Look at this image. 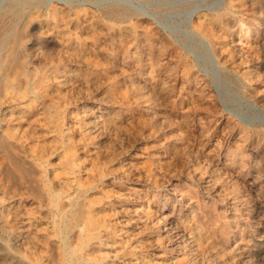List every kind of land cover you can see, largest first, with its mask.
Returning a JSON list of instances; mask_svg holds the SVG:
<instances>
[{
	"label": "rangeland",
	"instance_id": "obj_1",
	"mask_svg": "<svg viewBox=\"0 0 264 264\" xmlns=\"http://www.w3.org/2000/svg\"><path fill=\"white\" fill-rule=\"evenodd\" d=\"M65 1H59L53 14L44 0H0V254L4 252L0 264H264V0H229L228 10L212 13L201 29L215 46L211 53L182 31L187 29L183 21L191 10L207 8L215 0L188 5H174L173 0H133L156 14L166 27L176 29L181 24V33H174L180 45L171 34L156 31L146 22L121 19L111 11L112 0L107 4L87 0L99 4L98 8L77 5L81 0ZM35 3L41 7H30ZM191 48L203 54L200 67L193 63L196 55L189 54ZM209 54L217 57L220 70L210 63ZM185 74L189 77H183Z\"/></svg>",
	"mask_w": 264,
	"mask_h": 264
},
{
	"label": "bare ground",
	"instance_id": "obj_2",
	"mask_svg": "<svg viewBox=\"0 0 264 264\" xmlns=\"http://www.w3.org/2000/svg\"><path fill=\"white\" fill-rule=\"evenodd\" d=\"M45 2H43V4L45 3L46 5V8H47V10L49 9V12H52L53 14L54 13H56L57 12V9H58V5L59 4H61L59 1H62V0H44ZM64 2H66L65 0H63ZM68 1V0H67ZM97 1V0H96ZM102 1V0H101ZM113 2H112V4H113V7H112V12L113 13H115V14H118V15H120V17H121V19H133V18H135V19H137V20H139V21H142V22H146V23H148L150 26H154V28L153 29H155L156 31H160L161 32V30H163V31H165V32H168L169 34H171V36L173 37V39H174V43H178L179 45L181 44L180 43V39H179V37H177V38H175L176 36H174L175 34L174 33H181V31H180V27H181V24H179V26L175 29H172V28H168V27H166L164 24H165V22H164V24H163V22L160 20H158L157 19V17H156V14L154 15V14H152V13H149L148 12V10H145V8H143L142 6H138V5H136V4H134L133 3V0H112ZM167 2H168V0H166ZM207 0H173V4L174 5H183V4H185V5H188V4H193V3H201V2H203L204 4H205V2H206ZM229 0H215L214 1V3L213 4H211L209 7H207V8H203V7H201V6H199V7H197V8H195V9H193V10H191L189 13H188V15L186 16V18H185V21H183V22H186V25H187V29L186 30H183L182 32H183V34H185L188 38H191L192 39V41H195L196 39L197 40H199L201 43H202V46L206 49V51L209 53H211V51L212 50H214V45H212L211 44V42H210V40H208L207 39V36H205L203 33H202V31H201V29H202V27H203V23L206 21V23L208 22L207 21V18H209V17H211V15H213L212 13H215L218 9H222V8H224V9H226V10H228L230 7H231V3L232 2H228ZM77 2V1H76ZM80 2V1H79ZM170 2V1H169ZM69 3V2H68ZM68 3H63V4H66V6H67V4ZM102 3H109V0H103L102 1ZM91 4V3H90ZM89 3H87V0H81V2L79 3V4H77V5H79V6H87V5H90ZM169 4H171V2L169 3ZM245 4V3H244ZM164 5V4H163ZM202 5V4H201ZM61 6V5H60ZM91 6L92 7H95V8H98L99 7V4H97V3H94V4H91ZM194 6V5H193ZM244 6V5H243ZM30 7H33V9H37L38 7H41V4H38V3H35V4H33L32 6H30ZM68 7H69V5H68ZM194 7H196V6H194ZM206 7V6H205ZM18 8V7H17ZM15 9V8H14ZM42 9V8H41ZM81 9H84V8H81ZM243 9V8H242ZM11 10V9H10ZM19 10V9H18ZM63 10H64V8H63ZM63 10H61V11H63ZM68 10H70V9H68ZM101 10V9H100ZM244 10V9H243ZM30 11V10H29ZM35 11H37V10H35ZM91 11V10H90ZM220 11V10H219ZM225 11V10H224ZM230 11V10H229ZM18 12V11H17ZM28 12V11H27ZM34 12V11H33ZM60 12V11H59ZM64 12V11H63ZM62 12V13H63ZM14 13V12H13ZM29 13V12H28ZM35 13V12H34ZM67 13V12H66ZM65 13V14H66ZM101 13V12H100ZM236 13V12H235ZM239 13H240V11H239ZM245 13V12H244ZM24 14V13H23ZM27 14V13H26ZM57 14H59V13H57ZM93 14V13H92ZM228 14H229V12H228ZM243 13H241V15H242ZM62 15V14H61ZM73 15V14H72ZM98 15V14H97ZM106 15V14H105ZM233 15V14H232ZM238 15V14H237ZM247 15V14H246ZM37 16V15H36ZM35 16V17H36ZM83 16V15H82ZM81 16V18L83 19V17ZM86 16H88V15H86ZM85 16V17H86ZM92 16V15H91ZM99 16V15H98ZM100 16H102V15H100ZM227 16H230V15H227ZM69 17V16H68ZM224 17V16H223ZM235 17V16H234ZM60 18H61V16H60ZM230 18H231V16H230ZM239 18V17H238ZM241 18V17H240ZM239 18V19H240ZM63 19V18H62ZM68 19V18H67ZM103 19V18H102ZM101 18H100V20H102ZM134 19V20H135ZM218 19V18H217ZM234 19V18H233ZM245 19V18H244ZM60 20V19H59ZM99 20V19H98ZM211 20V19H210ZM215 20V19H214ZM224 20V19H223ZM235 20V19H234ZM242 20V19H241ZM39 21V20H38ZM42 21V20H41ZM48 21V20H47ZM58 21V20H57ZM81 21V20H80ZM164 21V20H163ZM175 21V20H174ZM227 21V20H226ZM225 21V22H226ZM237 21V20H236ZM51 23H52V21H50ZM64 22V21H63ZM94 22H95V20H94ZM98 22V21H97ZM101 22V21H100ZM134 22V21H133ZM221 22H223V21H221ZM37 23V22H36ZM62 23V22H61ZM78 23V22H77ZM85 23H86V21H85ZM167 23V22H166ZM170 23V22H169ZM172 23V22H171ZM212 23V22H211ZM219 23V22H218ZM224 23V22H223ZM235 23V22H234ZM245 23V22H244ZM54 24V23H53ZM56 24V23H55ZM58 24V23H57ZM68 24V23H67ZM91 24V23H90ZM90 24H88V25H90ZM102 24H104V23H102ZM110 24V23H109ZM113 24V23H112ZM147 24V25H148ZM168 24V23H167ZM215 24V23H214ZM226 24V23H225ZM238 24V23H237ZM20 25H22V24H20ZM33 25H35V24H33ZM99 25H101V24H99ZM142 25V24H141ZM210 25H213V24H210ZM216 25H217V23H216ZM46 26V25H45ZM55 26H57V25H55ZM73 26V25H72ZM84 26V25H83ZM93 26H95V25H93ZM98 26V25H97ZM114 26H116V25H114ZM170 26V25H169ZM207 26V25H206ZM226 26H228V25H226ZM75 27V26H74ZM87 27V26H86ZM99 27V26H98ZM105 27V26H104ZM108 27V26H107ZM117 27V26H116ZM122 27V26H121ZM215 26H213V28H214ZM245 27V26H244ZM43 28V27H42ZM59 28V27H58ZM72 28V27H71ZM90 28V27H89ZM109 28V27H108ZM111 28V27H110ZM235 28V27H234ZM237 28V27H236ZM248 28V27H247ZM246 28V29H247ZM17 29V28H16ZM56 29H57V27H56ZM64 29V28H63ZM78 29V28H77ZM85 29V28H84ZM88 29V28H87ZM92 29V28H91ZM120 29V28H119ZM124 29V28H123ZM179 29V30H178ZM238 29V28H237ZM61 30V29H60ZM65 30V29H64ZM95 30H97V29H95ZM122 30V29H121ZM132 30H134V29H132ZM146 30V29H145ZM149 30V29H148ZM155 30H153L154 32H155ZM204 30V29H203ZM210 30V29H209ZM217 30V29H216ZM215 30V31H216ZM225 30V29H224ZM56 31V30H55ZM70 31V30H69ZM85 31V30H84ZM92 31V30H91ZM102 31H104V30H102ZM108 31V30H107ZM142 31V30H141ZM151 31V30H150ZM214 31V30H213ZM227 31V30H226ZM225 31V32H226ZM235 31H236V29H235ZM240 31V30H239ZM244 31V30H243ZM49 32H53V30L52 31H49ZM96 32V31H95ZM98 32V31H97ZM146 32V31H145ZM45 33V32H44ZM56 32H54V34H55ZM90 33V32H89ZM88 33V34H89ZM94 33V32H93ZM141 33V32H140ZM155 33H157V32H155ZM163 33V32H162ZM206 33H208V32H206ZM223 33V32H222ZM227 33V32H226ZM229 33V32H228ZM244 33H245V31H244ZM255 33V32H254ZM43 34V33H42ZM70 34V33H69ZM80 34V33H79ZM100 34V33H99ZM105 34V33H104ZM146 34V33H145ZM154 34V33H153ZM240 34V33H239ZM12 35V34H11ZM26 35H27V33H26ZM81 35V34H80ZM84 35V34H83ZM95 35V34H94ZM123 35V34H122ZM137 35V34H136ZM141 35V34H140ZM207 35H209V34H207ZM236 35V34H235ZM29 36V35H28ZM58 36H59V34H58ZM62 36V35H61ZM127 36V35H126ZM149 36V35H148ZM159 36V35H158ZM180 37L181 36H183V35H179ZM211 36V35H210ZM217 36V35H216ZM225 36V35H224ZM231 36V35H230ZM234 36V35H233ZM22 36H20V38H21ZM63 37V36H62ZM109 37V36H108ZM134 37H135V35H134ZM133 37V38H134ZM209 37V36H208ZM220 37V36H219ZM232 37V36H231ZM245 37V36H244ZM243 37V38H244ZM45 38V37H44ZM79 38V37H78ZM82 38V37H81ZM91 38H92V36H91ZM95 38V37H94ZM106 38H107V36H106ZM110 38V37H109ZM138 38V37H137ZM215 38V37H214ZM59 39V38H58ZM63 39V38H62ZM61 39V40H62ZM88 39V38H87ZM120 39V38H119ZM126 38H124V40H125ZM158 39V38H157ZM223 39V38H222ZM225 39V38H224ZM57 40V39H56ZM66 40V39H65ZM75 40V39H74ZM78 40V39H77ZM81 40V39H80ZM89 40V39H88ZM91 40V39H90ZM107 40H108V38H107ZM132 40V39H131ZM135 40H136V38H135ZM164 40V39H163ZM171 40V39H170ZM213 40V39H212ZM226 40V39H225ZM228 40V39H227ZM244 40V39H243ZM260 40V39H259ZM84 41V40H83ZM82 41V42H83ZM86 41V40H85ZM93 41V40H92ZM106 41V40H105ZM152 41V40H151ZM153 41H154V39H153ZM182 41V40H181ZM213 41H215V40H213ZM242 41V40H241ZM67 42V41H66ZM96 42V41H95ZM116 42V41H115ZM118 42V41H117ZM125 42H127V41H125ZM166 42V41H165ZM59 43V42H58ZM69 43V42H68ZM74 43V42H73ZM88 43V42H87ZM91 43V42H90ZM93 43V42H92ZM103 43V42H102ZM105 43V42H104ZM121 43V42H120ZM138 43V42H137ZM136 43V44H137ZM139 43H141V42H139ZM143 43V42H142ZM156 43V42H155ZM161 43H162V41H161ZM170 43V42H169ZM172 43V42H171ZM182 43H183V41H182ZM196 43V42H195ZM201 43H200V45H201ZM217 43V42H216ZM240 43V42H239ZM244 43H245V41H244ZM243 43V44H244ZM258 43H260V42H258ZM47 44V43H46ZM63 44V43H62ZM61 44V45H62ZM94 44V43H93ZM133 44V43H132ZM132 44H130V45H132ZM193 43H191V45H192ZM242 44V45H243ZM246 44V43H245ZM65 45V44H64ZM71 45V44H70ZM91 45V44H90ZM121 45V44H120ZM142 45V44H141ZM154 45V44H153ZM174 45V44H173ZM190 45V46H191ZM217 45V44H216ZM255 45V44H254ZM138 46V45H137ZM158 46V45H157ZM168 46V45H167ZM172 46V45H171ZM189 46V45H188ZM214 46V47H213ZM223 46V45H222ZM226 46V45H225ZM236 46V45H235ZM246 46H248V45H246ZM50 47V46H49ZM54 47V46H53ZM73 47V46H72ZM84 47V46H83ZM87 47V46H86ZM89 47V46H88ZM97 47V46H96ZM132 47H133V45H132ZM160 47H162V46H160ZM166 47V46H165ZM169 47V46H168ZM168 47H166V48H168ZM183 47H185V46H183ZM202 47V48H203ZM243 47V46H242ZM255 47H257V46H255ZM254 47V48H255ZM62 48V47H61ZM65 48V47H64ZM80 48V47H79ZM119 48V47H118ZM179 48V47H178ZM245 48V47H244ZM243 48V49H244ZM251 48V47H250ZM28 48H26L25 50H27ZM67 49V48H66ZM91 49V48H90ZM99 49V48H98ZM97 49V50H98ZM104 49V48H103ZM102 49V50H103ZM116 49V48H115ZM134 49V48H133ZM138 49H139V47H138ZM183 49V48H182ZM187 49V48H186ZM204 49V50H205ZM258 49V48H257ZM86 50H87V48H86ZM131 50V49H130ZM141 50V49H140ZM169 50V49H168ZM218 49L216 48V51H217ZM248 50V49H247ZM8 51V50H7ZM18 51H19V49H18ZM24 51V50H23ZM63 51V50H62ZM70 51V50H69ZM88 51V50H87ZM87 51H86V53H87ZM96 50H94V52H95ZM101 51V50H100ZM106 51V50H105ZM149 51V50H148ZM162 51V50H161ZM171 51V50H170ZM229 51H231V49L229 50ZM35 52V51H34ZM67 52V51H66ZM71 52V51H70ZM93 52V53H94ZM110 52V51H109ZM117 52V51H116ZM172 52H174V51H172ZM177 52H179V50L177 51ZM187 52V51H186ZM215 52V51H214ZM218 52H219V50H218ZM242 52V51H241ZM22 53V52H21ZM56 53V52H55ZM72 53V52H71ZM76 53V52H75ZM92 53V52H91ZM119 53H121V52H119ZM161 53V52H160ZM167 53V52H166ZM184 53V52H183ZM223 53V52H222ZM257 53V52H256ZM255 53V54H256ZM6 54V53H5ZM36 54V53H35ZM53 54V53H52ZM103 54H104V51H103ZM137 54V53H136ZM145 54V53H144ZM174 54V53H173ZM176 54V53H175ZM180 54V53H179ZM182 54V53H181ZM185 54V53H184ZM189 54L190 55H196V58H194V61H193V63H194V65H195V67L196 66H198V67H200V64H201V62H200V58L201 57H203V54H202V56L201 55H199L194 49H190L189 50ZM213 54V53H212ZM225 54V53H224ZM14 55V54H13ZM12 55V56H13ZM57 55V54H56ZM71 55V54H70ZM76 55V54H75ZM74 55V56H75ZM101 55V54H100ZM117 55V54H116ZM138 55H140V54H138ZM143 55V54H142ZM157 55V54H156ZM166 55V54H165ZM178 55V54H177ZM205 55V54H204ZM227 55V54H226ZM234 55V54H233ZM50 56V55H49ZM72 56V55H71ZM104 56H105V54H104ZM160 56V55H159ZM173 56V55H172ZM237 56V55H236ZM21 57V56H20ZM47 57V56H46ZM119 57V56H118ZM132 57V56H131ZM139 57V56H138ZM149 57V56H148ZM204 57H206V56H204ZM214 57H216V56H214ZM214 57H212V56H210V54H209V60H210V63L213 65V67L215 68V69H217V70H220V67H219V62H218V59H217V57H216V60H215V58ZM223 57V56H222ZM26 58H27V54H26ZM32 58V57H31ZM31 58H29V59H31ZM39 58V57H38ZM66 58V57H65ZM115 58V57H114ZM120 58V57H119ZM126 58H127V56H126ZM158 58V57H157ZM172 58V57H171ZM186 58V57H185ZM45 59V58H44ZM50 59V58H49ZM48 59V60H49ZM64 59V58H63ZM78 59H80L79 57H78ZM112 59V58H111ZM123 59V58H122ZM141 59V58H140ZM146 59V58H145ZM155 59V58H154ZM162 59V58H161ZM165 59V58H164ZM174 59V58H173ZM188 59V58H187ZM221 59V58H220ZM234 59V58H233ZM37 60V59H36ZM40 60H41V58H40ZM46 60V59H45ZM60 60V59H59ZM65 60V59H64ZM115 60V59H114ZM126 60V59H125ZM133 60V59H132ZM153 60V59H152ZM152 60H150V61H152ZM169 60V59H168ZM171 60V59H170ZM189 61L191 60V59H188ZM187 60V61H188ZM225 60H227V59H225ZM241 60V59H240ZM39 61V60H38ZM63 61V60H62ZM77 61V60H76ZM144 61V60H143ZM176 61V60H175ZM174 61V62H175ZM177 61H179V60H177ZM183 61H184V59H183ZM236 61H238V60H236ZM127 62V61H126ZM130 62V61H129ZM165 62V61H164ZM171 62V61H170ZM223 62V61H222ZM233 62V61H232ZM232 62H231V64H232ZM28 63H29V61H28ZM35 63V62H34ZM60 63V62H59ZM64 63V62H63ZM62 63V64H63ZM124 63V62H123ZM154 63V62H153ZM158 63V62H157ZM162 63V62H161ZM166 63V62H165ZM168 63V62H167ZM176 63V62H175ZM179 63V62H178ZM182 63V62H181ZM187 63V62H186ZM247 63V62H246ZM250 63H251V60H250ZM18 64V63H17ZM115 64H116V62H115ZM160 64V63H159ZM172 64V63H171ZM170 64V65H171ZM180 64V63H179ZM178 64V65H179ZM254 63H252V65H253ZM8 65V64H7ZM10 65V64H9ZM35 65V64H34ZM54 65V64H53ZM126 65V64H125ZM139 65V64H138ZM144 65V64H143ZM149 65H150V63H149ZM167 65V64H166ZM182 65V64H181ZM184 65V64H183ZM193 65V66H194ZM208 65V64H207ZM47 66V65H46ZM131 66V65H130ZM148 66V65H147ZM163 66V65H162ZM165 66V65H164ZM190 66H191V64H190ZM223 66V65H222ZM254 66V65H253ZM24 67V66H23ZM52 67V66H51ZM61 67V66H60ZM136 67V66H135ZM145 67V66H144ZM149 67V66H148ZM152 67V66H151ZM157 67V66H156ZM177 67V66H176ZM26 68V67H25ZM32 68V67H31ZM50 68V67H49ZM163 68V67H162ZM180 68H181V66H180ZM243 68V67H242ZM241 68V69H242ZM251 68V67H250ZM16 69V68H15ZM21 69V68H20ZM27 69V68H26ZM30 69V68H29ZM48 69V68H47ZM56 69H57V67H56ZM107 69V68H106ZM111 69V68H110ZM134 69V68H133ZM136 69V68H135ZM146 69V68H145ZM189 69H191V67L189 68ZM194 69V68H193ZM192 69V70H193ZM199 69V68H198ZM252 69V68H251ZM10 70V69H9ZM12 70H14V69H12ZM59 70V69H58ZM70 70V69H69ZM152 70V69H151ZM150 70V71H151ZM175 70V69H174ZM173 70V71H174ZM177 70V69H176ZM255 70V69H254ZM25 71V70H24ZM60 71H62V70H60ZM71 71V70H70ZM101 71V70H100ZM156 71V70H155ZM179 71V70H178ZM182 71H184V70H182ZM195 71V70H194ZM246 71V70H245ZM250 71V70H249ZM20 72V71H19ZM138 72H140V71H138ZM146 72V71H145ZM191 72V71H190ZM250 72H252V71H250ZM257 72V71H256ZM8 73V72H7ZM61 74H62V72H60ZM69 73H71V72H69ZM93 73V72H92ZM91 73V74H92ZM137 73V72H136ZM147 73V72H146ZM183 73H185V72H183ZM204 73V72H203ZM240 73V72H239ZM21 74V73H20ZM29 74V73H28ZM27 74V75H28ZM32 74V73H31ZM97 74V73H96ZM99 74V73H98ZM153 74V73H152ZM181 74V73H180ZM207 74H209L208 72H207ZM246 74V73H245ZM249 74V73H248ZM251 74V73H250ZM24 75V74H23ZM55 75V74H54ZM79 75V74H78ZM78 75H76V76H78ZM132 75V74H131ZM130 75V76H131ZM135 75H137V74H135ZM150 75V74H149ZM160 75V74H159ZM179 75V74H178ZM204 75V74H203ZM210 75V74H209ZM252 75V74H251ZM258 75V74H257ZM19 76V75H18ZM67 76V75H66ZM82 76V75H81ZM87 76V75H86ZM142 76V75H141ZM152 76H154V74L152 75ZM180 76V75H179ZM199 76V75H198ZM16 77V76H15ZM29 77V76H28ZM41 77V76H40ZM50 77V76H49ZM61 76H59L58 77V79L60 78ZM72 77H74L75 78V76H72ZM98 77V76H97ZM100 77V76H99ZM132 77H134V76H132ZM150 77V76H149ZM149 77H148V79H149ZM157 77V76H156ZM159 77V76H158ZM176 77V76H175ZM178 77V76H177ZM183 77H187V75L185 74V76H183ZM189 77V76H188ZM187 77V78H188ZM201 77V76H200ZM253 77V76H252ZM23 78V77H22ZM21 78V79H22ZM47 78V77H46ZM52 78V77H51ZM56 78V77H55ZM77 78V77H76ZM75 78V79H76ZM82 78V77H81ZM135 78V77H134ZM138 78V77H137ZM147 78V77H146ZM244 78V77H243ZM5 79V78H4ZM16 79V78H15ZM17 79H19V78H17ZM70 79V78H69ZM72 79V78H71ZM78 79V78H77ZM87 79V78H86ZM99 79V78H98ZM251 79L252 78H248V80H250L251 81ZM26 80V79H25ZM80 80V79H79ZM100 80V79H99ZM98 80V81H99ZM113 80V79H112ZM146 80V79H145ZM177 80V79H176ZM189 80V79H188ZM200 80V79H199ZM245 80H247V79H245ZM22 81V80H21ZM36 81V80H35ZM39 81V80H38ZM89 81V80H88ZM128 81H130L129 79H128ZM134 81V80H133ZM151 81H153V80H151ZM193 81V80H192ZM207 81V80H206ZM14 82V81H13ZM20 82V81H19ZM18 82V83H19ZM31 82V81H30ZM37 82V81H36ZM53 82V81H52ZM69 82V81H68ZM68 82H67V84H68ZM93 82V81H92ZM95 82H96V80H95ZM135 82H137V81H135ZM176 82V81H175ZM202 82V81H201ZM210 82V81H209ZM28 83V82H27ZM32 83V82H31ZM47 83V82H46ZM114 83V82H113ZM116 83V82H115ZM140 83V82H139ZM178 83V82H177ZM181 83V82H180ZM245 83V82H244ZM260 83V82H259ZM1 84H2V82H1ZM17 84V83H16ZM28 84H30V83H28ZM34 84V82L32 83V85ZM37 84V83H36ZM36 84H35V86H36ZM65 84V83H64ZM95 84V83H94ZM156 84V83H155ZM205 84V83H204ZM256 84V83H255ZM51 85V84H50ZM56 85V84H55ZM58 85V84H57ZM113 85V84H112ZM131 85V84H130ZM154 85V84H153ZM158 85V84H157ZM178 85V84H177ZM203 85V84H202ZM250 85V84H249ZM28 86V85H27ZM30 86V85H29ZM28 86V87H29ZM126 86V85H125ZM135 86H137V85H135ZM143 86V85H142ZM172 86V85H171ZM182 86V85H181ZM208 86H209V84H208ZM112 87V86H111ZM148 87V86H147ZM149 87H151V86H149ZM175 87V86H174ZM184 87H185V84H184ZM2 88V87H1ZM0 88V89H1ZM15 88V87H14ZM31 88V87H30ZM34 88V87H33ZM35 88H38L39 89V87H35ZM57 88V87H56ZM121 88H122V86H121ZM124 88V87H123ZM142 88V87H141ZM169 88V87H168ZM187 88V87H186ZM203 88V87H202ZM204 88H205V86H204ZM208 88H210V87H208ZM259 88V87H258ZM60 89V88H59ZM118 89V88H117ZM125 89V88H124ZM146 89V88H145ZM163 89V88H162ZM173 89V88H172ZM181 89V88H180ZM184 89V88H183ZM195 89V88H194ZM255 89V88H254ZM2 90V89H1ZM16 90V89H15ZM52 90V89H51ZM62 90V89H61ZM119 90V89H118ZM121 90V89H120ZM185 90V89H184ZM212 90V89H211ZM260 90V89H259ZM13 91V90H12ZM31 91V90H30ZM33 91V90H32ZM31 91V92H32ZM112 91V90H111ZM146 91H148L147 89H146ZM171 91V90H170ZM174 91V90H173ZM7 92V91H6ZM30 92V93H31ZM66 92V91H65ZM115 92V91H114ZM135 92V91H134ZM138 92V91H137ZM175 92V91H174ZM183 92V91H182ZM196 92V91H195ZM211 92V91H210ZM209 92V93H210ZM12 93V92H11ZM33 93V92H32ZM141 93H143V92H141ZM146 93H148V92H146ZM197 93V92H196ZM199 93H201V92H199ZM7 94V93H6ZM17 94V93H16ZM33 94H35V93H33ZM116 94H118V93H116ZM133 94V93H132ZM145 94V93H144ZM157 94V93H156ZM180 94V93H179ZM191 94V93H190ZM206 94V93H205ZM12 95H13V93H12ZM24 95V94H23ZM26 95V94H25ZM40 95V94H39ZM38 95V96H39ZM66 95H68V94H66ZM119 95V94H118ZM142 95V94H141ZM198 95V94H197ZM202 95V94H201ZM201 95H199V96H201ZM33 96V95H32ZM36 96V95H35ZM34 96V97H35ZM49 96V95H48ZM108 96V95H107ZM133 96H135V95H133ZM138 96V95H137ZM136 96V97H137ZM147 96V95H146ZM173 96H174V94H173ZM209 96V95H208ZM213 96H215V95H213ZM213 96H210L211 98V100H213L212 99V97ZM13 98L14 97H16V96H12ZM11 97V98H12ZM40 97H41V95H40ZM68 97V96H67ZM66 97V98H67ZM131 97V96H130ZM143 97V96H142ZM11 98H9V100L11 99ZM17 98V97H16ZM56 98V97H55ZM55 98H53V99H55ZM60 98V97H59ZM122 98V97H121ZM137 98H139V97H137ZM161 98V97H160ZM259 98V97H258ZM21 99V98H20ZM25 99V98H24ZM37 99V98H36ZM40 99V98H39ZM63 99V98H62ZM108 99V98H107ZM113 99V98H112ZM143 99V98H142ZM153 99V98H152ZM167 99V98H166ZM177 99V98H176ZM181 99V98H180ZM18 100H19V98H18ZM17 100V101H18ZM115 100V99H114ZM113 100V101H114ZM117 100V99H116ZM115 100V101H116ZM136 100V99H135ZM145 100V99H144ZM156 100V99H155ZM171 100V99H170ZM178 100V99H177ZM188 100H189V98H188ZM192 100V99H191ZM190 100V101H191ZM199 100H201V99H198V101ZM218 100V99H217ZM45 101V100H44ZM51 101V100H50ZM64 101V100H63ZM66 101V100H65ZM107 101H109V100H107ZM112 101V100H111ZM151 101V100H150ZM172 101V100H171ZM197 101V102H198ZM2 102V101H1ZM26 102V101H25ZM36 102H37V100H36ZM147 102V101H146ZM152 102V101H151ZM157 102V101H156ZM161 102V101H160ZM9 103H12V102H9ZM8 103V104H9ZM18 103H19V101H18ZM21 103H23V102H21ZM30 103H32V101H30ZM47 103V102H46ZM53 103V102H52ZM56 103H58V102H56ZM67 103V102H66ZM110 103H112V102H110ZM158 103V102H157ZM178 103V102H177ZM216 103V102H215ZM218 103V102H217ZM4 104H5V101H4ZM27 104V103H26ZM33 104V103H32ZM114 104V103H113ZM124 104V103H123ZM129 104V103H128ZM137 104V103H136ZM141 104H143V103H141ZM172 104V103H171ZM189 104V103H188ZM13 105V104H12ZM11 105V106H12ZM34 105V104H33ZM55 105V104H54ZM54 105H53V107H54ZM110 105V104H109ZM115 105V104H114ZM135 105V104H134ZM211 105V104H210ZM215 105V104H214ZM5 106V105H4ZM14 106V105H13ZM20 106V105H19ZM44 106V105H43ZM67 106V105H66ZM142 106V105H141ZM150 106H151V104H150ZM153 106V105H152ZM156 106V105H155ZM154 106V107H155ZM173 106V105H172ZM177 106H178V104H177ZM194 106V105H193ZM212 106V105H211ZM9 107H10V105H9ZM16 107V106H15ZM46 107V106H45ZM60 107V106H59ZM120 107V106H119ZM130 107V106H129ZM36 108H38L37 106H36ZM42 108V107H41ZM124 108V107H123ZM128 108V107H127ZM132 108V107H131ZM140 108V107H139ZM148 108V107H147ZM193 108V107H192ZM217 108V107H216ZM6 109V108H5ZM7 109H9V108H7ZM23 109V108H22ZM21 109V110H22ZM40 109V108H39ZM46 109V108H45ZM48 109V108H47ZM133 109V108H132ZM145 109V108H144ZM151 109V108H150ZM258 109V108H257ZM14 110V109H13ZM24 110V109H23ZM37 110V109H36ZM55 110V109H54ZM106 110V109H105ZM115 110V109H114ZM117 110V109H116ZM142 110V109H141ZM153 110V109H152ZM214 110H215V108H214ZM259 110V109H258ZM20 111V110H19ZM25 111V110H24ZM42 111V110H41ZM67 111V110H66ZM66 111H65V113H66ZM108 111V110H107ZM119 111V110H118ZM131 111V110H130ZM133 111V110H132ZM146 111V110H145ZM2 112H4V111H2ZM29 112H31V111H29ZM44 112V111H43ZM123 112V111H122ZM134 112H136V111H134ZM134 112H132V114L131 115H133V113ZM147 112H149V111H147ZM152 112H154V111H152ZM222 112V111H221ZM15 113H16V111H15ZM18 113V112H17ZM26 113V112H25ZM36 113V112H35ZM46 113V112H45ZM29 114H31V115H33L32 113H29ZM49 114V113H48ZM111 114V113H110ZM146 114H148V113H146ZM152 114V113H151ZM43 115H45V114H43ZM69 115V114H68ZM118 115V114H117ZM2 116H3V114H2ZM14 117H15V115H13ZM18 116H20V115H18ZM23 116V115H22ZM38 116V115H37ZM104 116V115H103ZM109 116V115H108ZM119 116V115H118ZM154 116V115H153ZM4 117H5V115H4ZM13 117V118H14ZM43 118H44V116H42ZM98 118H99V116H97ZM123 117V116H122ZM131 118H134V117H132V116H130ZM217 117V116H216ZM1 118V117H0ZM48 118V117H47ZM55 118H56V116H55ZM79 118V117H78ZM102 118V117H101ZM109 118V117H108ZM114 118V117H113ZM5 119V118H4ZM23 119V118H22ZM63 119H66V118H63ZM68 119H69V117H68ZM187 119V118H186ZM6 120V119H5ZM14 120V119H13ZM28 120V119H27ZM41 120V119H40ZM50 120V119H49ZM55 120V119H54ZM67 120V119H66ZM70 120V119H69ZM78 120V119H77ZM82 120V119H81ZM80 120V121H81ZM103 120V119H102ZM104 120H106V119H104ZM116 120V119H115ZM11 121V120H10ZM37 121V120H36ZM52 121V120H51ZM57 121V120H56ZM65 121V120H64ZM98 121V120H97ZM99 122H101V121H99ZM98 122V124H100ZM2 123V122H1ZM11 123V122H10ZM13 123V122H12ZM67 123V122H66ZM80 123V122H79ZM190 123V122H189ZM232 123V122H231ZM47 124V123H46ZM63 124V123H62ZM97 124V125H98ZM112 124V123H111ZM110 124V125H111ZM116 124V123H115ZM184 124V123H183ZM12 125V124H11ZM55 125V124H54ZM105 125V124H104ZM103 125V126H104ZM109 125V124H108ZM3 126V125H2ZM18 126V125H17ZM23 126V125H22ZM31 126V125H30ZM33 126H35V125H33ZM91 126V125H90ZM106 126V125H105ZM104 126V127H105ZM112 126V125H111ZM114 126V125H113ZM24 127V126H23ZM36 127V126H35ZM46 127V126H45ZM55 127V126H54ZM106 127H108V126H106ZM18 128V127H17ZM20 128V127H19ZM22 128V127H21ZM32 128V127H31ZM37 128V127H36ZM41 128V127H40ZM51 128H53V127H51ZM65 128V127H64ZM74 128H75V126H74ZM78 128V127H77ZM83 128V127H82ZM112 128V127H111ZM250 128V127H249ZM38 129V128H37ZM44 129V128H43ZM47 129H48V127H47ZM47 129H45V130H47ZM72 129V128H71ZM79 129L80 128H78V131H79ZM85 129V128H84ZM93 129V128H92ZM97 129V128H96ZM106 129V128H105ZM110 129V128H109ZM113 129V128H112ZM243 129H245V128H243ZM251 129H253V128H251ZM13 130V129H12ZM41 130V129H40ZM44 130V131H45ZM54 130V129H53ZM91 130V129H90ZM108 130V129H107ZM119 130V129H118ZM121 130V129H120ZM119 130V131H120ZM187 130V129H186ZM250 130V129H249ZM259 130V129H258ZM2 131H4L3 129H2ZM14 131V130H13ZM50 131V130H49ZM56 131V130H55ZM65 131H67V130H65ZM94 131V130H93ZM97 131V130H96ZM95 131V132H96ZM103 131H104V129H103ZM112 131V130H111ZM116 131V130H115ZM118 131V132H119ZM264 131V130H263ZM38 132V131H37ZM36 132V133H37ZM54 132V131H53ZM57 132V131H56ZM186 132V131H185ZM190 132V131H189ZM249 132V131H248ZM254 132V131H253ZM30 133V132H29ZM68 133V132H67ZM70 133V132H69ZM76 133V132H75ZM82 133V132H81ZM87 133V132H86ZM91 133V132H90ZM90 133H88V134H90ZM98 133V132H97ZM97 133H95V134H97ZM99 133H101V132H99ZM112 133V132H111ZM121 133V132H120ZM188 133V132H187ZM257 133V132H256ZM260 133V132H259ZM41 134V133H40ZM56 134V133H55ZM64 134V133H63ZM102 134V133H101ZM22 135V134H21ZM39 135V134H38ZM47 135V134H46ZM57 135V134H56ZM68 135V134H67ZM70 135H72V133L70 134ZM74 135V134H73ZM94 135V134H93ZM119 135V134H118ZM118 135H117V137H118ZM258 135V134H257ZM5 136V135H4ZM50 136V135H49ZM59 136V135H58ZM88 136V135H87ZM252 136V135H251ZM260 136V135H259ZM27 138H28V136H26ZM40 137V136H39ZM44 137V136H43ZM54 137V136H53ZM74 137H77V136H74ZM81 137V136H80ZM254 137V136H253ZM36 138V137H35ZM47 138V137H46ZM69 138V137H68ZM92 138V137H91ZM185 138H187V137H185ZM184 138V139H185ZM259 138V137H258ZM29 139V138H28ZM37 139V138H36ZM39 139V138H38ZM50 139V138H49ZM54 139V138H53ZM74 139V138H73ZM80 139V138H79ZM82 139V138H81ZM102 139V138H101ZM180 139V138H179ZM178 139V140H179ZM183 139V138H182ZM250 139V138H249ZM44 140V139H43ZM75 140H77L76 138H75ZM82 140H84V139H82ZM94 140V139H93ZM177 140V141H178ZM245 140V139H244ZM6 141V140H5ZM38 141V140H37ZM49 141V140H48ZM181 142V141H180ZM2 143V142H1ZM11 143V142H10ZM23 143V142H22ZM37 143V142H36ZM57 143V142H56ZM251 143V142H250ZM254 143V142H253ZM14 144V143H13ZM35 144V143H34ZM43 144V143H42ZM51 144V143H50ZM90 144H91V142H90ZM95 144H96V142H95ZM94 144V145H95ZM248 144V143H247ZM258 144V143H257ZM3 145V144H2ZM60 145H61V143H60ZM64 145V144H63ZM82 145V144H81ZM84 145V144H83ZM93 145V146H94ZM102 145V144H101ZM243 145V144H242ZM15 146V145H14ZM19 146V145H18ZM33 146V145H32ZM62 146V145H61ZM71 146V145H70ZM77 146V145H76ZM3 147V146H2ZM8 147V146H7ZM85 147V146H84ZM87 147V146H86ZM85 147V148H86ZM101 147V146H100ZM238 147V146H237ZM240 147V146H239ZM246 147V146H245ZM248 147V146H247ZM23 148H24V146H23ZM37 148V147H36ZM54 148H56L55 147V144H54ZM97 148V147H96ZM95 148V149H96ZM106 148V147H105ZM104 148V149H105ZM42 149H44V148H42ZM50 149H51V147H50ZM58 149V148H57ZM56 149V150H57ZM61 149V148H60ZM63 149V148H62ZM89 149V148H88ZM107 149V148H106ZM240 149H241V147H240ZM3 150V149H2ZM5 150V149H4ZM47 149H45V151H46ZM55 150V149H54ZM64 150V149H63ZM78 150H80L79 148H78ZM81 150H82V148H81ZM90 150V149H89ZM10 151V150H9ZM26 151V150H25ZM98 151H101V150H98ZM122 151V150H121ZM247 151V150H246ZM35 152H37L36 150H35ZM60 152H62V151H60ZM82 152V151H81ZM102 152V151H101ZM110 152V151H109ZM109 152H108V155H109ZM31 153V152H30ZM42 153H43V151H42ZM41 153V154H42ZM56 153V152H55ZM59 153V152H58ZM82 153H84V152H82ZM86 153H87V151H86ZM105 153V152H104ZM107 153V152H106ZM111 154H112V152H110ZM113 153H114V151H113ZM116 153V152H115ZM122 153V152H121ZM10 154V153H9ZM12 154V153H11ZM38 154V153H37ZM98 154V153H97ZM39 155V154H38ZM44 155V154H43ZM55 155V154H54ZM87 155V154H86ZM91 155V154H90ZM96 155V154H95ZM95 155H93V156H95ZM103 155V154H102ZM240 155V154H239ZM242 155V154H241ZM250 155V154H249ZM47 156V155H46ZM80 156V155H79ZM92 156V157H93ZM99 156V155H98ZM104 156V155H103ZM109 156H111V155H109ZM30 157H31V155H30ZM29 157V158H30ZM37 157V156H36ZM54 157V156H53ZM59 157V156H58ZM57 157V158H58ZM61 158V157H60ZM85 158V157H84ZM88 158H90V157H88ZM98 158V157H97ZM106 158V157H105ZM248 158V157H247ZM15 159H16V157H15ZM34 159H35V157H34ZM59 159V158H58ZM120 159H121V157H120ZM119 159V160H120ZM19 160V159H18ZM52 160V159H51ZM64 160V159H63ZM96 160V159H95ZM98 160V159H97ZM109 160V159H108ZM61 161V160H60ZM74 161V160H73ZM93 161V160H92ZM43 162H45V161H43ZM62 162V161H61ZM60 162V163H61ZM67 162V161H66ZM70 162V161H69ZM96 162V161H95ZM98 162V161H97ZM118 162H120V161H118ZM124 162H125V160H124ZM228 162V161H227ZM27 163V162H26ZM77 163V162H76ZM82 163V162H81ZM87 163V162H86ZM85 163V164H86ZM92 163V162H91ZM105 163V162H104ZM110 163V162H109ZM117 163V162H116ZM61 164H63V163H61ZM64 164H65V162H64ZM122 164H124V163H122ZM121 164V165H122ZM131 164V163H130ZM251 164V163H250ZM80 165V164H79ZM92 165V164H91ZM98 165H99V163H98ZM97 165V166H98ZM118 165V164H117ZM82 166V165H81ZM130 166V165H129ZM7 167V166H6ZM21 167V166H20ZM48 167V166H47ZM65 167H66V164H65ZM64 167V168H65ZM117 167V166H116ZM132 167V166H131ZM10 168V167H9ZM25 168V167H24ZM23 168V169H24ZM57 168V167H56ZM61 168V167H60ZM91 168V167H90ZM99 168V167H98ZM113 168V167H112ZM127 168H129L128 166H127ZM126 168V169H127ZM43 169V168H42ZM46 169V168H45ZM66 169V168H65ZM77 169H79V168H77ZM83 169V168H82ZM125 169V170H126ZM12 170V169H11ZM13 170H14V168H13ZM27 170H29V169H27ZM54 170H55V167H54ZM96 170V169H95ZM120 170V169H119ZM125 170H122L123 172L125 171ZM35 171V170H34ZM63 171H64V169H63ZM118 171V170H117ZM116 170L114 171V172H117ZM121 171V172H122ZM11 172H13V171H11ZM38 172V171H37ZM73 172V171H72ZM84 172V171H83ZM129 172V171H128ZM128 172H126V173H128ZM133 172V171H132ZM131 172V173H132ZM25 173V172H24ZM107 173V172H106ZM252 173V172H251ZM12 174V173H11ZM92 174V173H91ZM111 174H113V173H111ZM122 174V173H121ZM13 175H15V174H13ZM53 175H54V173H53ZM58 175V174H57ZM56 175V176H57ZM71 175V174H70ZM73 175H74V173H73ZM114 175V174H113ZM116 175V174H115ZM123 175V174H122ZM128 175H130V173L128 174ZM127 175V176H128ZM6 176V175H5ZM46 176V175H45ZM72 176V175H71ZM79 176V175H78ZM118 176H120V175H118ZM126 176V175H125ZM134 176V175H133ZM15 177H16V179H17V176L15 175ZM58 177V176H57ZM91 177V176H90ZM97 177V176H96ZM258 177V176H257ZM75 178V177H74ZM81 178V177H80ZM127 178V177H126ZM190 178V177H189ZM6 179V178H5ZM8 179V178H7ZM15 179V180H16ZM88 179H90V178H88ZM117 179H118V177H117ZM135 179H137L136 177H135ZM14 180V179H13ZM48 180H49V178H48ZM71 180V179H70ZM113 180V179H112ZM115 180V179H114ZM124 180V179H123ZM128 180H130V179H128ZM256 180V179H255ZM17 181V180H16ZM40 180H38V182H39ZM45 181V180H44ZM69 181V180H68ZM75 181V180H74ZM102 181V180H101ZM127 181V180H126ZM132 181H134L133 179H132ZM137 182H138V180H136ZM43 182V181H42ZM116 182H118V180L116 181ZM135 182V181H134ZM14 183V182H13ZM49 183V182H48ZM60 183V182H59ZM71 183V182H70ZM70 183H68V184H70ZM73 183H75V182H73ZM77 183V182H76ZM93 183V182H92ZM101 183V182H100ZM121 183V182H120ZM132 183V182H131ZM130 183V184H131ZM145 183V182H144ZM241 183V182H240ZM244 183V182H243ZM39 184V183H38ZM50 184V183H49ZM107 184V183H106ZM47 185V184H46ZM77 185V184H76ZM75 185V186H76ZM90 185H92V184H90ZM117 185V184H116ZM141 185V184H140ZM149 185V184H148ZM193 185V184H192ZM19 186V185H18ZM60 186H61V184H60ZM108 186V185H107ZM113 186V185H112ZM195 186V185H194ZM193 186V187H194ZM240 186V185H239ZM21 187V186H20ZM19 187V188H20ZM40 187V186H39ZM73 187V186H72ZM83 187V186H82ZM101 187V186H100ZM116 187V186H115ZM121 187V186H120ZM149 187V186H148ZM153 187V186H152ZM249 187V186H248ZM1 188V187H0ZM8 188V187H7ZM43 188H44V185H43ZM62 188V187H61ZM67 188V187H66ZM92 188V187H91ZM106 188V187H105ZM154 188V187H153ZM196 188V187H195ZM253 188V187H252ZM57 189V188H56ZM73 189V188H72ZM96 189V188H95ZM94 189V190H95ZM130 189V188H129ZM133 189V188H132ZM191 189V188H190ZM197 189V188H196ZM204 189H206V188H204ZM2 190V189H1ZM97 190V189H96ZM110 190V189H109ZM143 190V189H142ZM208 190V189H207ZM252 190V189H251ZM250 190V191H251ZM27 191V190H26ZM29 191V190H28ZM43 191V190H42ZM45 191V190H44ZM58 191V190H57ZM106 191V190H105ZM104 191V192H105ZM116 191V190H115ZM114 191V192H115ZM138 191V190H137ZM194 191V190H193ZM209 191V190H208ZM21 192V191H20ZM55 192V191H54ZM64 192V191H63ZM82 192V191H81ZM88 192V191H87ZM90 192V191H89ZM107 192V191H106ZM120 192V191H119ZM150 192V191H149ZM46 193V192H45ZM44 193V194H45ZM48 193H49V191H48ZM116 193V192H115ZM115 193H113V194H115ZM121 193V192H120ZM2 194V193H1ZM4 194H6V193H4ZM53 194V193H52ZM79 194V193H78ZM85 194V193H84ZM112 194V193H111ZM131 194H132V192H131ZM139 194H140V192H139ZM191 194V193H190ZM189 194V195H190ZM201 194V193H200ZM199 194V195H200ZM75 195V194H74ZM92 195V194H91ZM95 195V194H94ZM121 195H122V193H121ZM125 195V194H124ZM29 196V195H28ZM46 196V195H45ZM48 196V195H47ZM76 196V195H75ZM88 196V195H87ZM97 196V195H96ZM139 196V195H138ZM182 196V195H181ZM193 196V195H192ZM251 196V195H250ZM64 197V196H63ZM86 197V196H85ZM89 197V196H88ZM104 197V196H103ZM102 197V198H103ZM106 197V196H105ZM121 197V196H120ZM123 197V196H122ZM185 197H186V195H185ZM188 197V196H187ZM194 197V196H193ZM6 198H8V197H6ZM62 198V197H61ZM66 198V197H65ZM73 198V197H72ZM91 198V197H90ZM102 198H101V200H102ZM117 198V197H116ZM168 198V197H167ZM218 198V197H217ZM55 199V198H54ZM83 199V198H82ZM126 199V198H125ZM128 199V198H127ZM134 199V198H133ZM176 199H178V198H176ZM254 199V198H253ZM6 200V199H5ZM4 200V201H5ZM25 200V199H24ZM60 200H62V199H60ZM64 200V199H63ZM67 200H69V199H67ZM76 200V199H75ZM85 200V199H84ZM104 200V199H103ZM114 200V199H113ZM184 200V199H183ZM14 201V200H13ZM111 201V200H110ZM109 201V202H110ZM122 201V200H121ZM137 201V200H136ZM147 201V200H146ZM181 201V200H180ZM254 201V200H253ZM257 201V200H256ZM26 202V201H25ZM50 202V201H49ZM58 202V201H57ZM76 202V201H75ZM88 202V201H87ZM102 202V201H101ZM115 202V201H114ZM159 202V201H158ZM61 203V202H60ZM92 203H93V201H92ZM100 203V202H99ZM112 203V202H111ZM116 203V202H115ZM119 203V202H118ZM117 203V204H118ZM183 203V202H182ZM254 203H255V201H254ZM11 204H13V202L11 203ZM27 203H25V205H26ZM31 204V203H30ZM36 204H38V203H35V205ZM96 204V203H95ZM136 204V203H135ZM16 205H18V203L16 204ZM40 205V204H39ZM59 205V204H58ZM72 205V204H71ZM80 205H81V203H80ZM120 205V204H119ZM149 205V204H148ZM147 205V206H148ZM172 205V204H171ZM8 206V205H7ZM20 206V205H19ZM86 206V205H85ZM88 206V205H87ZM138 206H140V205H138ZM143 206V205H142ZM168 206V205H167ZM173 206V205H172ZM175 206V205H174ZM258 206V205H257ZM15 207V206H14ZM18 207V206H17ZM37 207V206H36ZM53 207V206H52ZM57 207V206H56ZM83 207V206H82ZM104 207H105V205H104ZM111 207V206H110ZM122 207V206H121ZM152 207V206H151ZM176 207V206H175ZM12 208V207H11ZM25 208V207H24ZM61 208V207H60ZM81 208V207H80ZM84 208V207H83ZM82 208V209H83ZM96 208V207H95ZM153 208V207H152ZM158 208V207H157ZM208 208V207H207ZM77 209V208H76ZM79 209V208H78ZM99 209H100V207H99ZM108 209V208H107ZM117 209V208H116ZM201 209V208H200ZM255 209V208H254ZM31 210V209H30ZM48 210H50V209H48ZM59 210V209H58ZM62 210H64V209H62ZM101 210V209H100ZM130 210V209H129ZM26 211V210H25ZM104 211V210H103ZM106 211V210H105ZM109 211V210H108ZM139 211V210H138ZM173 211V210H172ZM180 211V210H179ZM52 212V211H51ZM74 212V211H73ZM111 212V211H110ZM115 212V211H114ZM133 212V211H132ZM144 212H146V211H144ZM159 212V211H158ZM18 213V212H17ZM59 213V212H58ZM60 213H62V212H60ZM78 213V212H77ZM96 213H97V211H96ZM98 213H100V212H98ZM106 213V212H105ZM104 213V214H105ZM134 213V212H133ZM149 213V212H148ZM183 213V212H182ZM15 214V213H14ZM24 214V213H23ZM81 214V213H80ZM90 214V213H89ZM145 214V213H144ZM159 214V213H158ZM20 215V214H19ZM22 215V214H21ZM65 215V214H64ZM78 215V214H77ZM96 215V214H95ZM98 215H100L101 216V214H98ZM114 215V214H113ZM137 215V214H136ZM146 215V214H145ZM152 215V214H151ZM167 215V214H166ZM211 215V214H210ZM72 216V215H71ZM108 216V215H107ZM107 216H106V218H107ZM140 216V215H139ZM182 216V215H181ZM212 216V215H211ZM24 217V216H23ZM38 217V216H37ZM68 217H70V216H68ZM73 217V216H72ZM90 217V216H89ZM156 217V216H155ZM154 217V218H155ZM158 217V216H157ZM203 217V216H202ZM25 218V217H24ZM23 218V219H24ZM65 218V217H64ZM101 218H103V217H101ZM182 218V217H181ZM225 218H227L226 216H225ZM22 219V218H21ZM72 219V218H71ZM135 219V218H134ZM150 219V218H149ZM153 219V218H152ZM157 219V218H156ZM155 219V220H156ZM177 219V218H176ZM183 219V218H182ZM207 219V218H206ZM211 219V218H210ZM215 219V218H214ZM25 220H27L26 218H25ZM29 220V219H28ZM34 220H36V219H34ZM38 220V219H37ZM39 220H41V219H39ZM68 220V219H67ZM94 220V219H93ZM97 220V219H96ZM111 220V219H110ZM136 220H137V218H136ZM139 220V219H138ZM140 220H142V219H140ZM166 220V219H165ZM24 221V220H23ZM33 221V220H32ZM89 221V220H88ZM92 221V220H91ZM133 220H131V222H132ZM161 221V220H160ZM211 221V220H210ZM15 222V221H14ZM68 222V221H67ZM86 222V221H85ZM164 222V221H163ZM167 222V221H166ZM176 222V221H175ZM206 222V221H205ZM55 223V222H54ZM72 223V222H71ZM76 223V222H75ZM106 223H107V220H106ZM112 223V222H111ZM118 223V222H117ZM154 223H155V221H154ZM184 223V222H183ZM207 223H209V222H207ZM226 223V222H225ZM17 224V223H16ZM23 224V223H22ZM86 224V223H85ZM90 224V223H89ZM105 224V223H104ZM114 224V223H113ZM119 224V223H118ZM170 224V223H169ZM175 224V223H174ZM180 224V223H179ZM185 224V223H184ZM203 224V223H202ZM211 224V223H210ZM217 224V223H216ZM219 224V223H218ZM27 225V224H26ZM36 225V224H35ZM68 225V224H67ZM87 225V224H86ZM102 225V224H101ZM128 225V224H127ZM18 226V225H17ZM57 226H59L58 224H57ZM62 226V225H61ZM74 226V225H73ZM72 226V227H73ZM92 226V225H91ZM117 226V225H116ZM130 226V225H129ZM164 226H166V225H164ZM172 226V225H171ZM178 226V225H177ZM206 226H207V224H206ZM205 226V227H206ZM210 226V225H209ZM214 226V225H213ZM29 227V226H28ZM71 227V228H72ZM82 227V226H81ZM118 227V226H117ZM181 227V226H180ZM211 227H212V225H211ZM26 228V227H25ZM33 228V227H32ZM67 229H68V226L66 227ZM71 228H69V229H71ZM75 228V227H74ZM84 228H85V226H84ZM87 228V227H86ZM90 228V227H89ZM89 228H87V229H89ZM124 228V227H123ZM129 228V227H128ZM127 228V229H128ZM175 228V227H174ZM230 228V227H229ZM19 229V228H18ZM57 229V228H56ZM62 229V228H61ZM98 229V228H97ZM112 229H114V227L112 228ZM150 229H152V228H150ZM208 229H210V228H208ZM224 229V228H223ZM33 229H31V231H32ZM35 230V229H34ZM75 230V229H74ZM86 230V229H85ZM107 230V229H106ZM118 230H119V228H118ZM123 230V229H122ZM159 230V229H158ZM170 229H168V231H169ZM201 230V229H200ZM205 230V229H204ZM226 230V229H225ZM54 231V230H53ZM65 231H67V230H65ZM103 231V230H102ZM172 231H173V229H172ZM182 231V230H181ZM184 231V230H183ZM27 232V231H26ZM44 232V231H43ZM42 232V233H43ZM51 232V231H50ZM73 232V231H72ZM111 232V231H110ZM109 232V233H110ZM118 232V231H117ZM128 232V231H127ZM170 232H171V230H170ZM174 232H176V231H174ZM229 232V231H228ZM20 233V232H19ZM30 233V232H29ZM31 233H33V232H31ZM53 233V232H52ZM62 233V232H61ZM60 233V234H61ZM119 233V232H118ZM121 233H122V231H121ZM130 233V232H129ZM167 233V232H166ZM179 233V232H178ZM204 233V232H203ZM207 234H208V232H206ZM212 233V232H211ZM22 234V233H21ZM54 234V233H53ZM56 234V233H55ZM67 234V233H66ZM73 234V233H72ZM77 234V233H76ZM94 234H95V232H94ZM104 234V233H103ZM111 234H113V233H111ZM115 234V233H114ZM175 234V233H174ZM183 234V233H182ZM27 235V234H26ZM45 235V234H44ZM75 235V234H74ZM93 235V234H92ZM126 235V234H125ZM170 235V234H169ZM172 235V234H171ZM183 235H185V234H183ZM188 235V234H187ZM22 236V235H21ZM25 235H23L22 237H24ZM37 236V235H36ZM35 236V237H36ZM40 236V235H39ZM68 236V235H67ZM69 236H70V234H69ZM95 236V235H94ZM202 236H204V235H202ZM221 236V235H220ZM76 237V236H75ZM89 237V236H88ZM95 237H97V236H95ZM102 237H104V236H102ZM113 237V236H112ZM129 237V236H128ZM162 237V236H161ZM170 237V236H169ZM172 237H173V235H172ZM181 237L183 238V236L181 235ZM188 237V236H187ZM199 237H200V234H199ZM218 237V236H217ZM47 238V237H46ZM54 238H56V237H54ZM63 238V237H62ZM116 238V237H115ZM166 238V237H165ZM185 238H186V236H185ZM210 238V237H209ZM29 239V238H28ZM39 239V238H38ZM44 239V238H43ZM75 239V238H74ZM87 239V238H86ZM100 239V238H99ZM117 239V238H116ZM125 239V238H124ZM127 239V238H126ZM207 239V238H206ZM219 239V238H218ZM26 240V239H25ZM35 240V239H34ZM40 240V239H39ZM38 240V241H39ZM46 240V239H45ZM63 240V239H62ZM82 240V239H81ZM165 240V239H164ZM199 240V239H198ZM204 240V239H203ZM30 241V240H29ZM32 241V240H31ZM47 241V240H46ZM100 241V240H99ZM110 240H108V242H109ZM124 241V240H123ZM183 241H185V240H183ZM187 241V240H186ZM190 241V240H189ZM201 241V240H200ZM43 242H44V240H43ZM66 242V241H65ZM73 242V241H72ZM84 242V241H83ZM94 242V241H93ZM115 242V241H114ZM165 242V241H164ZM188 242V241H187ZM192 242V241H191ZM203 242V241H202ZM32 243H33V241H32ZM100 243V242H99ZM106 243V242H105ZM58 244H59V242H58ZM86 244V243H85ZM96 244H98L97 242H96ZM109 244V243H108ZM113 244V243H112ZM214 244V243H213ZM42 245V244H41ZM45 245V244H44ZM78 245V244H77ZM82 245V244H81ZM114 245V244H113ZM37 246V245H36ZM64 246V245H63ZM109 246V245H108ZM54 247V246H53ZM62 247V246H61ZM65 247V246H64ZM77 247H79V246H77ZM84 247H85V245H84ZM102 247V246H101ZM110 247H111V243H110ZM31 248H33V247H31ZM58 248H60V247H58ZM81 248V247H80ZM104 248V247H103ZM112 248V247H111ZM37 249V248H36ZM35 249V250H36ZM39 249H41V248H39ZM43 249H45V248H43L42 247V250ZM65 249V248H64ZM73 249V248H72ZM84 249V248H83ZM87 249V248H86ZM85 249V250H86ZM108 249V248H107ZM128 249V248H127ZM126 249V250H127ZM38 250V249H37ZM61 250H62V248H61ZM68 250V249H67ZM146 250V249H145ZM6 251V250H5ZM82 251V250H81ZM80 251V252H81ZM89 251V250H88ZM232 251V250H231ZM34 252V251H33ZM58 252V251H57ZM84 252V251H83ZM233 252V251H232ZM2 253H4V252H2ZM1 253V254H2ZM60 253V252H59ZM144 253V252H143ZM0 254V255H1ZM34 254V253H33ZM61 254V253H60ZM84 254V253H83ZM11 255V254H10ZM65 255V254H64ZM140 255H141V253H140ZM40 256V255H39ZM38 256V257H39ZM49 256V255H48ZM47 256V257H48ZM80 256V255H79ZM86 256V255H85ZM84 256V257H85ZM105 256H107V255H105ZM142 256V255H141ZM46 257V256H45ZM135 257V256H134ZM138 257V256H137ZM6 258V257H5ZM106 258V257H105ZM120 258V257H119ZM133 258V257H132ZM147 258V257H146ZM13 259V258H12ZM40 259V258H39ZM63 259V258H62ZM72 259V258H71ZM143 259H145V258H143ZM7 260V259H6ZM67 260V259H66ZM85 260V259H84ZM83 260V261H84ZM135 260H136V258H135ZM138 260H140V258L138 259ZM147 260V259H146ZM145 260V261H146ZM75 261V260H74ZM92 261V260H91ZM112 261V260H111ZM28 262V261H27ZM31 262V261H30ZM45 262V261H44ZM80 262V261H79ZM110 262V261H109ZM108 262V263H109ZM135 262V261H134ZM24 263V262H23ZM42 263H43V261H42ZM72 263V262H71ZM70 263V264H71ZM92 263V262H91ZM136 263V262H135ZM145 263V262H144ZM146 263H148V262H146ZM145 263V264H146ZM25 264V263H24ZM45 264H47L46 262H45ZM67 264V263H66ZM83 264V263H82ZM120 264V263H119ZM130 264V263H129ZM134 264V263H133ZM149 264V263H148Z\"/></svg>",
	"mask_w": 264,
	"mask_h": 264
}]
</instances>
